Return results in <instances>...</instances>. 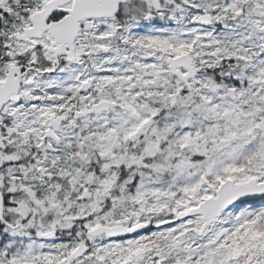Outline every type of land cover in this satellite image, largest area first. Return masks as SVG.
Returning a JSON list of instances; mask_svg holds the SVG:
<instances>
[{
    "label": "snow or ice",
    "instance_id": "obj_1",
    "mask_svg": "<svg viewBox=\"0 0 264 264\" xmlns=\"http://www.w3.org/2000/svg\"><path fill=\"white\" fill-rule=\"evenodd\" d=\"M0 264H264V0H0Z\"/></svg>",
    "mask_w": 264,
    "mask_h": 264
}]
</instances>
